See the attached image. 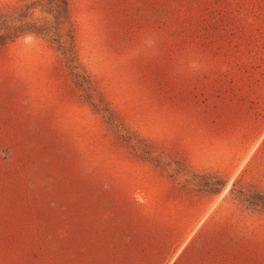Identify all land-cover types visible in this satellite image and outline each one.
<instances>
[{
	"label": "rangeland",
	"instance_id": "374dc122",
	"mask_svg": "<svg viewBox=\"0 0 264 264\" xmlns=\"http://www.w3.org/2000/svg\"><path fill=\"white\" fill-rule=\"evenodd\" d=\"M34 1L0 0V13ZM65 5L59 44L28 32L0 43V264L41 263L26 236L5 244L14 126L23 170L38 158L30 133L40 164L51 137V264L77 258L80 235L93 241L80 211L94 224L109 200L144 201L161 185L210 202L217 246L264 264V0Z\"/></svg>",
	"mask_w": 264,
	"mask_h": 264
},
{
	"label": "crops",
	"instance_id": "0c3cea01",
	"mask_svg": "<svg viewBox=\"0 0 264 264\" xmlns=\"http://www.w3.org/2000/svg\"><path fill=\"white\" fill-rule=\"evenodd\" d=\"M6 134L1 181L6 217L12 221L11 231L6 227L3 232L5 244L9 235L13 245L26 236L41 258L37 264H51V137L47 152L43 150L47 162L40 164L41 152L35 144H39L41 133H30L31 151L38 158L34 160L30 154L23 170V164L13 156L20 148L19 131L16 126L8 127ZM170 188L161 185L158 192L146 193L144 201L111 199L109 209L103 206L97 211L94 224L83 222L90 211H80L79 221L73 223L80 229L90 227L94 238L83 242L80 235L79 243L71 242L73 253L79 252L69 264H246L245 259L232 257L230 243L227 249L217 246L210 202L199 203L197 197L186 196L177 186Z\"/></svg>",
	"mask_w": 264,
	"mask_h": 264
},
{
	"label": "trees",
	"instance_id": "16d2710c",
	"mask_svg": "<svg viewBox=\"0 0 264 264\" xmlns=\"http://www.w3.org/2000/svg\"><path fill=\"white\" fill-rule=\"evenodd\" d=\"M39 13L41 17H38ZM69 22L70 13L65 0L27 2L10 12L0 13V32H2L0 43L15 39L23 32H28L47 36L52 43L59 44L62 39V26ZM59 48L66 54L69 53L61 45Z\"/></svg>",
	"mask_w": 264,
	"mask_h": 264
}]
</instances>
